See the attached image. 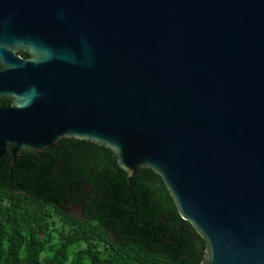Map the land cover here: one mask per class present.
Returning <instances> with one entry per match:
<instances>
[{"label":"water","instance_id":"95a60500","mask_svg":"<svg viewBox=\"0 0 264 264\" xmlns=\"http://www.w3.org/2000/svg\"><path fill=\"white\" fill-rule=\"evenodd\" d=\"M0 63V157L101 145L162 177L201 264H264V0H0Z\"/></svg>","mask_w":264,"mask_h":264},{"label":"trees","instance_id":"16d2710c","mask_svg":"<svg viewBox=\"0 0 264 264\" xmlns=\"http://www.w3.org/2000/svg\"><path fill=\"white\" fill-rule=\"evenodd\" d=\"M81 205L84 218L64 209ZM206 243L150 168L84 139L0 158V264H201Z\"/></svg>","mask_w":264,"mask_h":264},{"label":"flooded vegetation","instance_id":"af4514ba","mask_svg":"<svg viewBox=\"0 0 264 264\" xmlns=\"http://www.w3.org/2000/svg\"><path fill=\"white\" fill-rule=\"evenodd\" d=\"M19 56L23 59H27L29 57L28 54H24V53H19ZM4 69V65L0 63V70ZM3 90V88H2ZM15 107V102H14V97L11 93H9L8 91H0V109H11ZM12 156L11 154H7L4 155L2 157H9ZM0 157V158H2ZM16 158V157H15ZM15 158H13L12 156V162H14ZM79 208L80 209V217L79 218H84V210L83 207L81 205H74L72 207H69L65 210H70V209H75ZM77 211V210H76ZM71 214V213H69ZM73 216V214H71ZM75 215V213H74ZM77 218V217H75Z\"/></svg>","mask_w":264,"mask_h":264},{"label":"rangeland","instance_id":"374dc122","mask_svg":"<svg viewBox=\"0 0 264 264\" xmlns=\"http://www.w3.org/2000/svg\"><path fill=\"white\" fill-rule=\"evenodd\" d=\"M77 212H79L78 209H77Z\"/></svg>","mask_w":264,"mask_h":264}]
</instances>
